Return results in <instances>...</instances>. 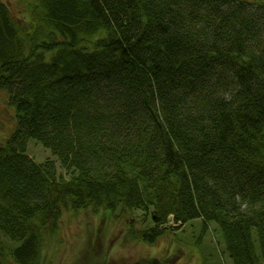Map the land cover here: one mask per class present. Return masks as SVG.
<instances>
[{
    "label": "trees",
    "instance_id": "trees-1",
    "mask_svg": "<svg viewBox=\"0 0 264 264\" xmlns=\"http://www.w3.org/2000/svg\"><path fill=\"white\" fill-rule=\"evenodd\" d=\"M19 1L26 19L0 0V107L49 146L68 93L90 89L104 127L91 138L74 123L59 164L29 163L28 186L8 181L21 151L0 135L4 225L26 229L19 243L0 232V264H52L64 212L86 209L131 215L147 244L198 219L232 264H264V4ZM76 264L107 260L89 244Z\"/></svg>",
    "mask_w": 264,
    "mask_h": 264
},
{
    "label": "rangeland",
    "instance_id": "rangeland-1",
    "mask_svg": "<svg viewBox=\"0 0 264 264\" xmlns=\"http://www.w3.org/2000/svg\"><path fill=\"white\" fill-rule=\"evenodd\" d=\"M4 1L15 19H26V2ZM248 1L264 4V0ZM68 96L73 103L71 120L69 123L58 125L56 139L49 146L31 139L28 125L16 124L11 118V110L1 105L0 124L2 122L4 124L1 125L0 135L6 137L11 145L21 151L15 159L21 170L7 175L10 183L28 186V165L31 161L40 163L52 158L59 164L60 157L68 152L62 138L74 123L91 138H96L100 134L104 120L99 111L97 97L90 89L71 91ZM117 215L119 214L109 216L102 210L91 209L80 212L65 211L60 230L52 237L47 248L49 257L53 259L52 264H76L80 251L85 250L89 244L94 245L97 259L104 257L107 264H135L147 257L160 258L165 264H232L231 258L224 252L223 242L217 240L212 232L203 235L198 219L185 225L184 231L182 230L180 234L179 232L169 234L154 244H147L130 237V226L134 223L131 215ZM6 216L7 214L0 208V232L11 242L19 243L26 236L25 226L19 223L7 228L4 225Z\"/></svg>",
    "mask_w": 264,
    "mask_h": 264
}]
</instances>
